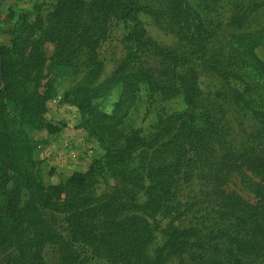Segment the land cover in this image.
Segmentation results:
<instances>
[{
    "label": "trees",
    "instance_id": "trees-1",
    "mask_svg": "<svg viewBox=\"0 0 264 264\" xmlns=\"http://www.w3.org/2000/svg\"><path fill=\"white\" fill-rule=\"evenodd\" d=\"M212 1L57 0L17 14L9 44L0 43V264H50L48 248L51 264H264L250 257L262 250L264 258V221L225 186L234 172L264 168V28L248 31L249 11L264 0H233L239 11L227 22L206 12ZM147 14L177 29L176 46H157ZM115 27L126 52L102 79ZM46 43L55 46L49 73ZM148 57L156 70L144 65ZM204 71L231 89L236 123L210 105ZM78 73L64 99L90 118L106 153L47 185L31 132L55 131L44 114L56 77ZM117 88L126 102L146 91L183 106L162 109L147 134L128 131L102 106ZM216 207L229 220L220 234L202 222ZM234 214L246 227L235 236ZM159 215L170 217L163 228Z\"/></svg>",
    "mask_w": 264,
    "mask_h": 264
},
{
    "label": "rangeland",
    "instance_id": "rangeland-1",
    "mask_svg": "<svg viewBox=\"0 0 264 264\" xmlns=\"http://www.w3.org/2000/svg\"><path fill=\"white\" fill-rule=\"evenodd\" d=\"M56 2L57 0H0V43L9 44L11 28L16 21L17 14L30 12L35 15L37 9H42L45 12L50 5ZM205 5L214 8V11L206 10V12L213 15L215 21H230L232 16L239 11L237 5L233 4V0H214L205 3ZM248 19V31L264 28V5L255 11H249ZM142 20L148 35L156 41L157 46L171 47L177 45L178 31L167 24L164 17L163 20L158 21L147 14L142 16ZM44 51L47 57L45 73H49L55 46L52 43H46ZM102 51L105 59L102 79H106L115 69L119 59L125 56L126 47L123 31L120 27L111 28L110 36ZM259 53L264 59V45L260 47ZM144 65L151 70H156L158 62L155 57H148L144 59ZM81 77L82 73L56 77L55 93L47 100V110L44 114L45 119L55 127V131L52 132L44 127L31 132L37 143L34 157L38 161L43 180L47 185L59 184L76 172L87 171L95 160L106 153L101 139L93 130L90 118L76 105L64 99L65 93L76 87ZM45 82L46 80H43V83ZM200 83L204 93L210 99H214L209 100L210 105L214 108V101L219 103L225 110L229 121L232 120L236 123V106L233 101H229L228 95H230L231 89L226 85L223 78L204 71L201 72ZM126 99L120 95V90L117 88L106 100L102 101V106L109 114H112L111 119L120 122L126 130H141L143 134L152 130L157 114L162 113V109L171 112L181 109L183 106L180 98L168 101L160 98L153 101V98L149 97L146 91L137 92L131 101L126 102ZM225 186L228 191L243 199L247 205L258 209L257 212L255 210L253 212L264 221V168L249 167L244 173L234 172L230 175ZM209 211L210 213L205 216L207 218H203L202 222L207 226L210 225L209 228L220 234L222 229L225 230L224 224L229 220L224 217L220 207ZM201 213L203 216V212ZM234 216L235 218H230L232 228L228 230L233 236L246 230L242 215L234 214ZM208 219L212 221H208ZM155 220L163 228L170 217L159 215ZM259 221L261 222V219ZM261 224L264 226L263 222ZM261 252L262 250L254 251L255 254L250 257L260 262L264 259L260 255ZM46 256L50 264L55 261L53 248L47 249Z\"/></svg>",
    "mask_w": 264,
    "mask_h": 264
}]
</instances>
